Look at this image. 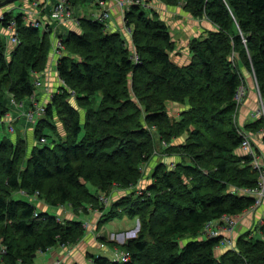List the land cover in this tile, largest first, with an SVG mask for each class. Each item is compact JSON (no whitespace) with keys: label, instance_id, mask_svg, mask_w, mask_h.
Masks as SVG:
<instances>
[{"label":"trees","instance_id":"obj_1","mask_svg":"<svg viewBox=\"0 0 264 264\" xmlns=\"http://www.w3.org/2000/svg\"><path fill=\"white\" fill-rule=\"evenodd\" d=\"M184 8L195 18L207 15L218 26L191 40L187 64L172 57L178 51L170 26L158 13L149 17L139 5L125 13L134 49L121 33L90 18L79 19V30L60 35L64 50L56 70L62 85L34 124L37 138L51 140L53 133L58 138L31 150L23 137L0 140V248L5 247V264H35L39 252L76 244L86 232L81 221L63 222L38 211L28 198H14V192L41 195L52 206L103 210L95 193L138 184L140 166L154 154L158 141L181 161L173 169L159 162L145 195H125L103 216L105 222L121 212L141 218L140 236L124 245L130 260L90 254L92 264H264V217L237 235L234 249H218L219 238L203 236L208 221L243 213L256 201L239 191L258 188L259 172L241 150L235 97L247 68L264 100V0H185ZM10 19L17 23L19 43L7 53L0 34V118L9 111L7 92L21 103L34 93L33 73L46 67L53 32L43 35L23 14L7 13L3 25ZM169 101L185 107L178 119L170 116ZM55 121L61 122L65 136L56 132ZM246 128L263 129L264 118Z\"/></svg>","mask_w":264,"mask_h":264},{"label":"rangeland","instance_id":"obj_2","mask_svg":"<svg viewBox=\"0 0 264 264\" xmlns=\"http://www.w3.org/2000/svg\"><path fill=\"white\" fill-rule=\"evenodd\" d=\"M32 1H34V0H32ZM101 1H104L105 3H104V5L105 6H107L109 9H113V7L115 6V7H118L117 6V3L114 1V0H101ZM142 1V3H144V4H137V5H139L142 9H144V10H147L146 12H147V14L149 15V17H152V16H155V13H157L156 12V10L154 9V7H152V10H150L149 8H147V7H145V6H143V5H145V1L144 0H141ZM147 2L146 3H152L153 4V6H156V7H158L157 6V3L158 4H161V3H165V4H167V5H170L169 3H167L165 0H146ZM21 2L22 3H24V1H22V0H17V1H15V3H13V4H15V6L13 5V7H14V9H13V7L11 6V5H8V6H4V7H2V8H0V15L1 14H4L5 12H8L10 15L12 14L13 16H16L17 14H19L21 11H20V9L21 8H18L17 6L19 5V4H21ZM90 2H91V0H83L82 1V3H80V6L82 7V8H87L88 6H89V4H90ZM179 4H181V5H184L185 4V0H179V2H178V4L177 5H179ZM126 6V5H125ZM121 11H122V16H123V23H122V25H124L123 27H124V29H125V32L126 33H130V31H131V29L128 27V25H127V22H126V19H125V13L127 12V11H130V8L128 7V6H126L125 7V9H124V7H118ZM11 9H13L11 12H10V10ZM187 12V11H186ZM157 15V17H159L160 15H159V13L158 14H156ZM190 15V14H189ZM200 19V24L201 23H205V24H211L212 26H213V29H217L218 28V26H214V24L210 21V19L208 18V16L207 15H205L203 18H199ZM28 21V20H27ZM197 22V21H196ZM107 24V23H106ZM121 24V23H120ZM120 26V25H119ZM4 30H3V29ZM1 30H3L2 32H1ZM41 31L43 32V35L44 34H46L47 33V30H43V29H41ZM56 32H58V36H60V35H62V33L60 34V31H58V29H56ZM206 32H208V30L206 31ZM0 34L1 35H3L4 36V39L5 40H9L10 41V43H11V47L14 45L12 42H11V40H10V37L11 36H9L10 34L6 31V29H5V26L3 25V23H1L0 22ZM55 34V33H54ZM54 34H50L49 33V36H50V41H51V43H50V45H51V50H53L54 49V47H53V41L55 42L56 41V39H55V35ZM130 35V34H129ZM206 35H207V33H206ZM53 38V40H51ZM195 38V37H194ZM197 38V37H196ZM192 40V39H191ZM191 40L189 41V43H188V52H189V54L191 55V58H192V54H191V52H190V42H191ZM7 43V42H6ZM57 44V43H56ZM7 45V44H6ZM129 46L132 48V49H134V45L131 43H129ZM182 46H181V44L178 42V41H176V51H178V52H173V54H172V57H173V59L175 60V61H177V59H178V56H183V54L180 52V51H182L183 50V48H181ZM62 54H63V52H61V53H57L56 51L54 52V54H53V56L51 57V60L52 61H54L55 59H56V63H57V60H58V58L57 57H61L62 56ZM180 54V55H179ZM50 55H51V51H50V54H49V57H50ZM185 56V55H184ZM232 59H233V61H235V59H236V55H233L232 56ZM48 60H49V58H48ZM178 62V61H177ZM179 63V62H178ZM181 64V63H180ZM182 64H184V63H182ZM50 68H49V64H48V61L46 62V67L44 68V70L42 71V72H35V73H33L34 74V76H33V79H32V81L33 82H35V80L37 79V78H40V79H42V81H43V87H39V88H36L35 87V91H34V93L33 94H35V96L39 99V101L40 102H46V103H48L49 101H50V98H52V96H53V94L54 93H57V92H59L60 90H59V88L61 87V85H62V80L60 79V77L59 76H56V75H52L51 74V71L49 70ZM57 73V72H56ZM243 73H244V77H245V79L244 80H242V84H243V98L242 99H244V101H243V103L242 102H240V106L238 107V109H237V111H238V116H237V122H238V124H240L239 123V121L240 120H238V117H239V113H240V111L243 109V106L246 104V102H247V99H248V95H249V93H250V90L252 89V87L254 88L253 90L256 92V96H257V99H256V103H257V106L256 107H258L259 109L260 108H262V105H264V100L262 99V96H261V94H260V89H259V87H258V84H257V81H256V78H255V76H254V72L253 71H251V70H248L247 68L246 69H244L243 70ZM52 76H51V75ZM57 75H58V73H57ZM59 77V78H58ZM53 78V79H52ZM59 81H61L60 83V86L58 87V85H55L54 83H58ZM53 84L55 85V87L53 86ZM51 86L52 87H54L55 88V90L54 89H52L51 88ZM57 88V89H56ZM255 88H256V90H255ZM52 89V90H51ZM252 91V90H251ZM3 94V93H2ZM5 96V95H4ZM100 94H98L97 95V99H100ZM1 97H3V96H1L0 95V98ZM12 95H11V93H9V92H7V98L5 99V101H4V103H5V106L6 107H8L9 108V111L7 112V115L5 116V118H4V121L3 122H0V140L3 138V137H7V138H9L10 140H15L16 139V132H15V130L17 129V132L18 131H21V129H22V131L23 132H21L20 133V136L21 137H23V138H25L26 139V141H27V144H28V148H29V150H31V148L33 147V146H35V145H37V146H39V147H42V146H44L45 144H51V140L53 139V138H58V136L56 135V134H52L51 132H50V130L47 128L46 130H45V132L46 133H50V134H52L53 136H51V140L50 139H48L47 141L48 142H46V143H44V142H42L41 141V139L40 138H37L36 136H35V133L33 132V128L35 127L34 126V124L33 123H31V122H28L27 121V118H26V113L29 111V109L28 110H26L27 109V106H28V103H29V100H30V97L31 96H29V97H27L23 102H24V105L21 103V102H17L16 100H14V98H13V100L18 104V105H14L13 103H12ZM47 97V98H46ZM2 99V98H1ZM48 99V100H47ZM70 101L72 102V104H74L76 107H78V105H77V101H76V99L75 98H72V99H70ZM239 101L240 100H238V103H239ZM30 102H31V100H30ZM171 103V104H170ZM19 104H22V105H20L19 106ZM167 108H168V111H169V114H170V116L172 117V118H174V119H178L179 117H180V114H181V110H179V109H176V108H179L177 105L179 104V103H176V102H172V101H169V102H167ZM173 104H177V105H173ZM180 105V104H179ZM182 105V104H181ZM19 106V107H18ZM238 106V105H237ZM176 107V108H175ZM79 110H80V112H81V115H82V117H84V109H82L81 107H79ZM236 111V112H237ZM10 112H12L13 114H15V115H17V114H19L20 115V113H21V116H22V118H20L18 121H17V119L16 120H13L12 118L13 117H15L13 114H11ZM24 116H23V115ZM9 116H11V117H9ZM13 116V117H12ZM262 118H264L263 116H261ZM12 119V120H11ZM0 121H1V118H0ZM9 121H11V122H9ZM12 121H14V122H12ZM235 121H236V119H235ZM8 122L9 123H12L13 124V126H14V131L12 132L11 130H10V127H9V124H8ZM58 122V121H57ZM57 122L55 121V123L57 124ZM61 123V122H60ZM59 123V124H60ZM63 126V125H62ZM240 126H242L243 128H245L248 132H250V133H252V137L254 138V134L255 133H257V132H260V133H262L263 135H264V128L263 129H261V130H258V131H256V132H254V131H251V130H249V129H247L246 128V125H244L243 124V122L240 124ZM25 127H29V128H32L31 130H29V128L28 129H26ZM60 126L59 125H56V128L55 129H57L56 130V132L60 135V133H59V131H58V128H59ZM61 136V135H60ZM61 137H63V136H61ZM179 142L180 141H184L183 140V137L182 138H179V139H177ZM158 141V140H157ZM253 142L255 143V141L253 140ZM157 143V142H156ZM155 143V144H156ZM158 145H156L157 147H156V149L154 150V154L149 158V159H147L146 161H144L142 164H141V166H140V169H141V171H142V176H141V178H140V180H139V183L138 184H136V185H134V186H129V187H127V188H122V187H119L118 185H116L115 187H113L111 190H109V192H103V191H98V192H96V190H95V188H94V186L91 184V183H88V186H89V188L92 190V191H95L96 193L95 194H97L98 196H99V200H100V203L101 204H103L104 205V208H103V210H100V209H98L97 207H94L93 205H88V207H81V208H79L78 210H76L71 204H65V205H61L60 207H70V208H72V210L71 211H73V215H74V217H76L75 219L76 220H79V221H81L82 222V224H83V226L85 227V230H86V232H85V234H84V236L81 238V240L79 241V242H77L76 244H72V245H63V244H59V245H63L64 247V249H66L67 251H69V255H71V252H70V249L71 248H73V247H75V246H77V245H79V244H81L82 242H85V241H87L86 239V237L87 236H91V237H93V238H95L94 240H97L98 241V243L100 244V246H101V244L103 243V242H106V241H101V239H100V232L102 231V230H105V228H103L104 227V224H106L107 225V229H108V231H112V232H116L115 233V235L113 236V235H111L112 236V239L113 240H115L116 242H120V243H123V244H115V245H112V244H110L108 241L105 243L106 244V246L107 247H109V245L110 246H112L111 247V252H112V250L113 249H119V250H125V244L129 241V240H131V239H136V238H138L139 236H140V234H141V231H142V221H141V218L140 217H138V216H136V217H130V216H128L127 214H125V213H123V212H121V210L119 211V212H121V213H119L118 214V216L117 217H115V218H113V219H111L110 221H106L105 222V220L103 219V216H104V214L106 213V211H109L112 207H113V203L114 202H116V201H118L120 198H122L123 196H125V195H129L130 194V196H133L134 198H141V196H143V195H145V192H146V189H147V186H148V184H150L151 182H152V174H153V171H154V167L159 163V162H163V161H165L166 162V164H168V166H169V168H174L175 167V164H176V162L178 163V162H180L181 161V158H180V156L178 155V154H176V153H168V152H166V150H165V148H167V144L166 143H164V142H160V141H158ZM253 143V144H254ZM259 152V151H258ZM260 153V152H259ZM261 160H262V162H263V164H264V158H261ZM264 186V185H263ZM263 188L264 187H262L261 189L263 190ZM13 197L14 198H28L32 203H37V210H38V208H39V202H44V203H47V204H49L45 199H44V197H42L41 195H39V196H35V197H31V196H28V195H26L25 193H23V191H16V192H14L13 193ZM107 198V199H106ZM50 205V204H49ZM52 206V205H51ZM54 207H56V206H54ZM57 207H59V206H57ZM255 211H257V209L256 210H254V211H251V210H247L244 214H242V216H239V221H238V226H237V228H236V231H237V233H238V231L239 230H241V227H242V225H243V221L245 220V218L247 217V215H249V214H251L252 212H255ZM128 217V218H130L132 221L130 222V224L128 225L129 227H131L130 229V231H128V232H126V233H124V234H122V232H120V233H118L117 234V228H120V230L119 231H124V227H128L127 225H125V221L123 220V218L124 217ZM65 217V216H64ZM63 216H61L60 215V217H58V219L59 220H61V221H66V220H68V218L69 217H66L65 219H62V218H64ZM74 219V218H73ZM104 220V221H103ZM260 222V221H259ZM253 223V222H252ZM86 225V226H85ZM118 231V232H119ZM245 232V231H244ZM236 236V235H235ZM124 238V242H121V239H123ZM108 239H110V237L108 236ZM188 239H184L183 240V242H186ZM126 241V242H125ZM68 255V256H69ZM0 256H2V253H0ZM68 256H66V259H67V257ZM109 257L110 258H112L113 259V255L110 253V255H109ZM62 260H64L65 261V259H63L62 258ZM54 261V260H53ZM88 261H89V259H88ZM87 261V263L89 264V262ZM66 262V261H65ZM49 264V263H48ZM63 264V263H62ZM65 264V263H64Z\"/></svg>","mask_w":264,"mask_h":264},{"label":"crops","instance_id":"obj_3","mask_svg":"<svg viewBox=\"0 0 264 264\" xmlns=\"http://www.w3.org/2000/svg\"><path fill=\"white\" fill-rule=\"evenodd\" d=\"M22 1H24V3L21 2V4H19L17 6L18 8L21 5H24L25 7H28V8H33V9L38 11L37 16L41 20L51 21L50 17H51L52 4L55 3L57 0H41V1L47 2L46 8L44 10L41 9V6L37 7L33 3H31L32 0H22ZM82 1L83 0H71L73 14L75 16H79L80 18L92 19V14L95 12H100L103 8V6L101 4H99V0H91L89 6L87 8H82L80 6V3H82ZM13 5L15 6V4H11L12 7H13ZM151 5H152V7H154L156 12L159 13V15H160L159 18L164 20L170 26V30L173 34L174 40L178 41L182 46L181 48H183V50L180 51L183 54V56H178L177 61L181 64L182 63H184V64L189 63L191 60V55L188 52L189 41L191 39H193L194 37L206 36V33H207L206 31L213 29V26L209 23L208 24H205V23L200 24L199 23L200 19L193 17L191 14L189 15V13L186 12V10H185L184 5H181V4H179V5H167L165 3H161V4L157 3L158 7L153 6L152 3H151ZM13 9H14V7H13ZM13 9H11L10 12ZM20 11L21 12L19 14H23L25 17L24 10L20 9ZM19 14H17V15H19ZM122 23H123L122 11L118 7L114 6L113 9H111V18L106 24L108 27L107 29L111 32L121 33V35L127 40V42L131 44L132 43L131 35H129V33L125 32V29L123 27L124 25H122ZM52 27H53V29H55V28L58 29V31H60V34L61 33L65 34V33L69 32L70 30H79V26L74 24V23H67V24H60V25L53 23ZM3 30H1V32ZM54 35H55V37L56 36L60 37V36H58V32H56V30H55ZM51 40H53V38ZM6 42H7L6 43L7 44V53H10L14 49L15 46L13 45L11 47V43L9 40H6ZM53 54H54V50H51V55H50L49 60H48V64H49V68H50L49 70L51 71L52 75L58 76L56 73L57 72V70H56V59L54 61L51 60V57L53 56ZM60 82L61 81H59L58 83H54V84L58 85V87H59L61 84ZM54 84H53V86L55 87ZM54 87L51 86V88L55 90ZM253 89L254 88L252 87V89H251L252 91L250 90L247 102L243 106V109L240 111L239 117H238V120H240L239 123L241 124L243 122V124L246 126L248 124H253L258 119V117L253 115V113L255 111H257V109H258V107H256L257 106V103H256V99H257L256 92L257 91L255 92ZM255 90H256V88H255ZM22 104L24 105V102ZM22 104H19V106ZM30 105H31V102L29 100V103H28L26 110H28L30 108ZM173 105H177V104H173ZM177 106L179 108H176V107L175 108L179 109L181 111L185 109V107L181 104L180 105L178 104ZM10 113L13 114L12 112H10ZM13 115L15 116V117L12 116L13 120L17 119V121H18L20 118H22L21 113H20V115L19 114H17V115L13 114ZM9 117H11V116H9ZM59 123L60 122L57 123V125L60 126L58 128V131H59L61 136H65L64 127L62 126L61 123L60 124ZM25 128L28 129L29 127H25ZM31 129L32 128H29V130H31ZM32 130L34 132V128ZM21 132H23L22 129H21V131H18V132L16 129V133H17L15 136L16 139L13 141H16L19 137H21L20 136ZM254 141H255L256 149L261 153L262 157L264 158V135L260 132L255 133L254 134ZM33 204H35L37 206V203H33ZM71 210H72V208H70V207H63V208L60 206L54 207V206H51V205L44 203V202H39V208H38V211L48 212V213L53 214L57 217H60V215L63 217L65 216L62 219H65L66 217H69L68 219H73V218L75 219L76 217H74L73 211H71ZM263 217H264V200H263L262 205L257 208V211L252 212L251 214L247 215V217L243 221V225L241 227V230H239L238 233H236V236L241 234L244 231H247L250 228V226L253 225V223L262 221ZM123 220L125 221V225H127V226L132 221L127 216L124 217ZM103 228H105V230H102L100 232L101 241L107 242L109 240L108 242L112 245L123 244L120 242H116L115 240L112 239L111 235L114 236L116 232L108 231L106 224H104ZM124 228H125L124 231H119L120 228H117L118 229L117 234L120 232H122V234H124V233L131 230L130 229L131 227H129V226L124 227ZM108 236L110 237V239H108ZM86 238H87L86 239L87 241L82 242L81 244L70 249L71 255H69V251H67L66 249L63 248L64 247L63 245H56V246L49 248L47 251L39 252L35 258V264H48V263H51L53 260H56L57 258L65 259L66 262L63 260V264L64 263L65 264H74V263L88 264L87 263L88 259H89V261H88L89 264H92L90 256H89L90 254L91 255H97V256L103 255V256H107V257H109L110 253L112 254V252L110 250L112 246L109 245V247H107V246L101 247L100 244L98 243V241L94 240L95 238H93L91 236H87ZM106 242H103V243H106ZM121 242H124V238L121 239ZM66 256H68L67 259H66ZM0 264H5L2 256H0Z\"/></svg>","mask_w":264,"mask_h":264},{"label":"built area","instance_id":"obj_4","mask_svg":"<svg viewBox=\"0 0 264 264\" xmlns=\"http://www.w3.org/2000/svg\"><path fill=\"white\" fill-rule=\"evenodd\" d=\"M117 3L118 7H125L128 6L131 8L133 5L141 4V0H114ZM145 1V7L152 10V5L147 1ZM98 2V1H97ZM35 6L39 7L41 6V9L44 10L46 8L47 2L41 1V0H34L31 1ZM104 1L99 0V4L103 6L102 10L100 12H95L92 14V20L99 21L102 23H107L111 18V9H109L107 6L104 5ZM144 4V3H142ZM126 5V6H125ZM21 10H24L25 18L28 20L29 24L36 28H41L43 30L52 31L53 34L55 33V29H53L52 24L56 23L58 25L60 24H67V23H74L79 26L81 19L79 16H75L73 14L72 10V2L71 0H57L55 3L52 4L51 9V21H43L38 16V11L33 8L25 7L24 5L19 6ZM122 10V9H121ZM8 12H5L4 14L0 15V22L3 23V21L6 19V15ZM8 25L5 26L6 31L10 34V40L14 44V46H17L19 43V37H18V31H17V23L15 19H10L7 21ZM131 34V31H130ZM56 41H53V47L54 52L61 53L64 50V45L62 40L59 37H55ZM57 43V44H56ZM59 58V57H58ZM134 61L138 62L139 55L135 53L133 55ZM34 85L36 88L43 87V81L40 78H37L34 82ZM243 84L239 88V91L236 94V103H237V109L240 106V102L243 103ZM31 105L29 111L26 113V118L28 122H31L33 124H36V122L41 119L46 112V102H40L39 99L35 96V94H32L30 97ZM238 100L239 103H238ZM243 100V101H242ZM12 103L14 105H18L14 100H12ZM237 111V110H236ZM256 117H264V105H262V108H258L257 111L253 113ZM237 116L238 111L236 112L235 119L237 122ZM5 118V117H4ZM4 118H1L0 122L4 121ZM12 120V119H11ZM11 122V121H9ZM10 130L14 131V126L12 123H9ZM13 122V121H12ZM238 124V122H237ZM240 126V124H239ZM238 132L240 136L243 138L241 143V150L244 151L246 154H249L252 157V164L253 168H255L259 172V187L252 189V188H243L240 189V193L242 194H249L256 197L255 204L247 209L254 211L258 207L262 205V201L264 198V164L261 160L262 155L258 152L256 149L255 143L253 142L254 138L252 137V133L248 132L245 128L240 126L238 128ZM41 141L46 143L47 139L45 137L41 138ZM254 143V144H253ZM107 199V198H106ZM246 210V211H247ZM246 211L243 213H240L238 215L233 214H224L218 219L210 220L205 224V227L203 229V236L204 237H210V238H219V244L218 249H234L236 245V239L237 236L236 228L239 221V216H242ZM37 215V214H36ZM86 226V225H85ZM101 247H106L105 243L101 244ZM5 252V247L0 248V253ZM113 255V261L117 262H127L131 258V254L127 250H119V249H113L112 250ZM92 262V261H91ZM63 260L60 258H57L56 260L52 261L49 264H62Z\"/></svg>","mask_w":264,"mask_h":264},{"label":"water","instance_id":"obj_5","mask_svg":"<svg viewBox=\"0 0 264 264\" xmlns=\"http://www.w3.org/2000/svg\"><path fill=\"white\" fill-rule=\"evenodd\" d=\"M15 1H17V0H0V8H2L4 6L11 5V4L15 3Z\"/></svg>","mask_w":264,"mask_h":264}]
</instances>
